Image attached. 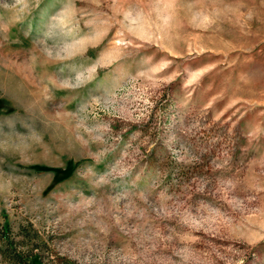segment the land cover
I'll use <instances>...</instances> for the list:
<instances>
[{
  "label": "rangeland",
  "instance_id": "rangeland-1",
  "mask_svg": "<svg viewBox=\"0 0 264 264\" xmlns=\"http://www.w3.org/2000/svg\"><path fill=\"white\" fill-rule=\"evenodd\" d=\"M5 219L43 264H264V0H0Z\"/></svg>",
  "mask_w": 264,
  "mask_h": 264
},
{
  "label": "trees",
  "instance_id": "trees-1",
  "mask_svg": "<svg viewBox=\"0 0 264 264\" xmlns=\"http://www.w3.org/2000/svg\"><path fill=\"white\" fill-rule=\"evenodd\" d=\"M20 239L27 240L26 244L14 240L6 219L0 223V264H43L41 256L34 251L36 247L27 245L30 243L26 232Z\"/></svg>",
  "mask_w": 264,
  "mask_h": 264
}]
</instances>
